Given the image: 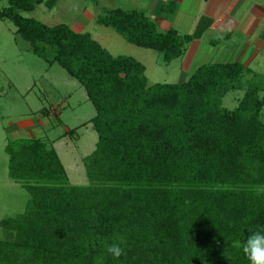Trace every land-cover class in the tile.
<instances>
[{"label":"trees","instance_id":"trees-1","mask_svg":"<svg viewBox=\"0 0 264 264\" xmlns=\"http://www.w3.org/2000/svg\"><path fill=\"white\" fill-rule=\"evenodd\" d=\"M7 2L0 21L84 89L97 142L79 186L41 140L6 144L8 175L31 199L23 214L0 222L8 236L0 264H249L242 244L264 226V76L212 63L181 84L148 85L134 58L112 56L65 24L23 16L43 0ZM96 22L165 63L189 41L159 33L138 10H106ZM235 90L243 96L228 110L222 99ZM112 243L124 249L119 258L106 251Z\"/></svg>","mask_w":264,"mask_h":264},{"label":"rangeland","instance_id":"rangeland-1","mask_svg":"<svg viewBox=\"0 0 264 264\" xmlns=\"http://www.w3.org/2000/svg\"><path fill=\"white\" fill-rule=\"evenodd\" d=\"M45 1L23 16L48 26L65 24L74 31L88 33L112 56L134 58L144 65L148 85L178 83V61L159 65L160 54L127 43L113 30L97 24L95 16L92 18V13L95 15L104 8H137L136 3L101 0L97 7H92V0H58L49 9L43 4ZM7 4V0H0V11ZM248 67L264 76V54H259ZM243 93V90L228 92L222 106L228 110L236 108ZM259 95L263 97L264 93ZM94 116L95 110L81 85L58 64L49 65L34 55L9 20L0 21V222L23 214L31 199L8 175L6 144L20 138L41 140L55 150L69 183L86 185L83 159L97 142V134L89 122ZM261 120L264 122V108ZM7 239L6 231L0 227V242Z\"/></svg>","mask_w":264,"mask_h":264},{"label":"crops","instance_id":"crops-1","mask_svg":"<svg viewBox=\"0 0 264 264\" xmlns=\"http://www.w3.org/2000/svg\"><path fill=\"white\" fill-rule=\"evenodd\" d=\"M99 1L92 0V7H97ZM109 1L107 5L112 6ZM128 1L138 7L104 8L95 15L92 13V18L95 16L96 22V18L106 10H138L155 24L159 33L174 30L178 35L188 36L189 41L180 58L159 63L168 66L178 61L179 81L176 84L185 82L192 74L190 72L203 64L239 63L250 69L248 66L257 56L264 54V0ZM205 55L209 56L207 60Z\"/></svg>","mask_w":264,"mask_h":264},{"label":"clouds","instance_id":"clouds-1","mask_svg":"<svg viewBox=\"0 0 264 264\" xmlns=\"http://www.w3.org/2000/svg\"><path fill=\"white\" fill-rule=\"evenodd\" d=\"M106 251L114 259L124 254V249L118 243L108 244ZM242 252L249 264H264V226L253 230L242 244Z\"/></svg>","mask_w":264,"mask_h":264}]
</instances>
